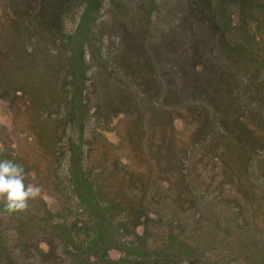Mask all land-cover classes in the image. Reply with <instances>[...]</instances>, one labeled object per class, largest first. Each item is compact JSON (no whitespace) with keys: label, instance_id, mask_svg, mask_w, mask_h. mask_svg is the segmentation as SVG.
I'll return each mask as SVG.
<instances>
[{"label":"rangeland","instance_id":"374dc122","mask_svg":"<svg viewBox=\"0 0 264 264\" xmlns=\"http://www.w3.org/2000/svg\"><path fill=\"white\" fill-rule=\"evenodd\" d=\"M87 7L0 0V264H264V0Z\"/></svg>","mask_w":264,"mask_h":264},{"label":"clouds","instance_id":"9594fccd","mask_svg":"<svg viewBox=\"0 0 264 264\" xmlns=\"http://www.w3.org/2000/svg\"><path fill=\"white\" fill-rule=\"evenodd\" d=\"M26 172L22 164L14 160H0V200L8 213L26 211L29 200L41 194V187L25 183Z\"/></svg>","mask_w":264,"mask_h":264},{"label":"trees","instance_id":"16d2710c","mask_svg":"<svg viewBox=\"0 0 264 264\" xmlns=\"http://www.w3.org/2000/svg\"><path fill=\"white\" fill-rule=\"evenodd\" d=\"M104 1L105 0H87V2H88V7L87 8L88 9L85 12L86 15H85V18H84V20L85 19H87V20H86L84 25L88 24L89 21L91 20L92 16H93V14L101 9V6H102ZM82 27H86L87 28L88 25L82 26ZM69 38H73V36L70 35Z\"/></svg>","mask_w":264,"mask_h":264}]
</instances>
